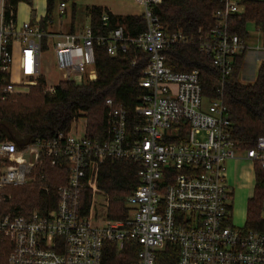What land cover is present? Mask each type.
<instances>
[{
    "label": "built area",
    "instance_id": "2783aa9c",
    "mask_svg": "<svg viewBox=\"0 0 264 264\" xmlns=\"http://www.w3.org/2000/svg\"><path fill=\"white\" fill-rule=\"evenodd\" d=\"M44 1L45 12L36 14L32 23L18 21L17 7L9 9L8 18L6 0H0V104L40 83L44 38L46 46L51 42L61 81L86 72L89 80L95 78V44L110 56L132 47L146 53L138 82L145 92L132 115L112 99L105 100L103 139L88 138L84 124L81 133L69 129L23 143L0 140V204L9 205L0 211V263L103 264L109 244L118 251L134 244L135 264H264V226L246 232L232 225L233 192L225 169L237 150L264 169V136L252 147H239L223 100L233 59L247 51V39L232 30L245 0H219L211 28L199 29L195 38L162 24L154 12L162 0H135L143 6L145 21L144 31L135 36L124 24L98 35L89 23L73 32L50 31L53 15L43 30ZM67 7L68 0H55L53 9L62 18ZM110 13L102 11L103 27ZM262 36L259 49H264ZM193 41L220 74L211 99L202 94L198 70L177 72L166 65L163 50ZM56 85L47 84L46 92L53 93ZM106 158L142 166L139 184L125 199L129 210L124 219H108L106 214L101 219L94 209L98 166ZM46 166L67 169L65 182L55 187V206L28 211L16 207L13 189L46 177ZM39 190L49 193L51 187L41 184ZM262 206L264 210V201Z\"/></svg>",
    "mask_w": 264,
    "mask_h": 264
},
{
    "label": "trees",
    "instance_id": "16d2710c",
    "mask_svg": "<svg viewBox=\"0 0 264 264\" xmlns=\"http://www.w3.org/2000/svg\"><path fill=\"white\" fill-rule=\"evenodd\" d=\"M20 2L31 4V0H6V12L16 9ZM55 0H47L46 16L41 18L40 27L46 30L47 18L52 16ZM241 19L234 22L233 32L241 38H249L246 24L249 22L264 35V1L245 0ZM219 7V0H162L154 8L155 14L169 31H180L195 38L198 30H208L213 24L212 13ZM100 6L90 10L89 24L93 33L105 34L117 24H125L131 36L145 29L142 14H128L124 17L109 14L108 25L101 24ZM74 30H70L73 32ZM46 46V38L43 39ZM166 65L173 71L183 72L193 69L199 72L202 94L206 99L215 97L219 87L220 74L213 66L211 57L199 51L195 41L175 45L163 50ZM245 51L234 57L231 73L225 80L223 100L227 106V115L231 121L232 139L241 148L252 147L257 138L264 136V60L259 65L252 82L242 83L239 72L245 59ZM95 78L76 83L72 80L59 82L53 93L43 94L40 85L30 87L27 94L15 95L0 104V140L7 139L23 143L37 138H50L57 132L69 131L76 119L86 120L85 135L92 139H103L106 131L105 100L110 98L114 104L124 107L130 115L140 102L145 90L138 82L147 64L148 55L131 48L127 53L116 56L107 54L102 45L94 46ZM134 61V63H133ZM43 78L40 84H43ZM20 137V138H19ZM46 177L39 179L30 191L18 187L12 192L26 196L28 211L53 208L57 202L55 187L65 182L67 169L64 166H46ZM142 166L134 161L118 158H106L98 166L97 186L108 198L107 218L124 219L128 214L126 197L139 184ZM255 184L253 193L247 202L246 221L243 229L261 230L264 219L260 216L264 201V169L254 166ZM39 184L51 187L49 193L38 189ZM86 192L84 203L89 202ZM20 209V208H19ZM6 210V204H0V211ZM136 247L128 244L118 251L114 244L106 247L103 264H135ZM0 264H6L4 259Z\"/></svg>",
    "mask_w": 264,
    "mask_h": 264
},
{
    "label": "rangeland",
    "instance_id": "374dc122",
    "mask_svg": "<svg viewBox=\"0 0 264 264\" xmlns=\"http://www.w3.org/2000/svg\"><path fill=\"white\" fill-rule=\"evenodd\" d=\"M23 4L25 9L31 10L30 22L34 23V18L37 15H41L45 12L44 9V0H31V4L26 2H20ZM93 6H100L104 11H110L116 16L124 17L128 14H142L144 9L143 6L138 4L135 0H68V7L66 9V15L62 18H59L58 14H55L54 9L52 8V15L54 17L53 25L49 26L50 31H70L78 30L82 28L85 24L90 21V10ZM35 7V8H34ZM20 11L19 5L17 6L18 10V21L21 22L24 18L23 15L26 14L24 11ZM125 25V24H124ZM126 26V25H125ZM246 30L249 34V38L246 40L247 51H245V59L243 66L239 72V80L242 83L252 82L255 77L259 65L264 60V49H259L263 44V36L261 32L257 29L254 23L249 22L246 24ZM42 72H43V84H38L41 86L42 93L47 94L46 85L49 83H59L63 77L62 73L59 72L55 67V59L52 51L51 42L48 43L47 47L43 49L42 53ZM73 82L81 83L89 81L87 77V72L76 76ZM84 124L86 125V120L83 117H80L72 122L71 131L73 133L75 130L78 133H81L83 130ZM20 138V137H19ZM237 156L243 155L241 150L236 151ZM246 169V168H245ZM240 168L237 166L236 171H239ZM249 171V167L247 166ZM227 173V182L230 187H233L232 194V209H231V221L232 225L236 227H242L246 221V211H247V202L253 193V187L255 184V178L253 177L252 172H226ZM35 183L25 185L26 191H30L34 187ZM41 185V184H39ZM38 185V189H39ZM245 189V194L239 199V190L238 188ZM17 189V188H14ZM13 189V190H14ZM13 198L12 202L16 207L20 209H26L27 204L26 196H21L18 192L12 193ZM105 192L101 189H97L92 193V198H94V209L98 216L104 218V214L107 216V207L105 202L108 204V198L105 199ZM6 204V209L8 208ZM264 219V210H262L261 215Z\"/></svg>",
    "mask_w": 264,
    "mask_h": 264
},
{
    "label": "crops",
    "instance_id": "0c3cea01",
    "mask_svg": "<svg viewBox=\"0 0 264 264\" xmlns=\"http://www.w3.org/2000/svg\"><path fill=\"white\" fill-rule=\"evenodd\" d=\"M18 5L20 7V11L25 9V6L23 4H18ZM21 5H23V6L21 7ZM30 9H28V10L25 9L24 12L26 14L23 15L24 19L21 22L26 21V20L30 21V17H31V14H30L31 10ZM237 166L240 168L239 171H236ZM247 166L249 167V171L247 170ZM225 169H226V172H252L253 177L255 176L254 166L247 159H245L243 155H238L235 159H231V160L227 161L225 164ZM226 175H227V173H226ZM231 188H232V192H233V187H231ZM238 190H239L238 195H239V199H240L242 197V195L245 194V189H242L239 187Z\"/></svg>",
    "mask_w": 264,
    "mask_h": 264
},
{
    "label": "bare ground",
    "instance_id": "6f19581e",
    "mask_svg": "<svg viewBox=\"0 0 264 264\" xmlns=\"http://www.w3.org/2000/svg\"><path fill=\"white\" fill-rule=\"evenodd\" d=\"M23 5H21V7H22Z\"/></svg>",
    "mask_w": 264,
    "mask_h": 264
}]
</instances>
